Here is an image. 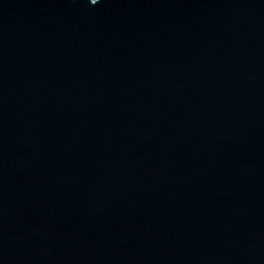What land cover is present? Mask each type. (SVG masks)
I'll list each match as a JSON object with an SVG mask.
<instances>
[{
  "label": "water",
  "instance_id": "obj_1",
  "mask_svg": "<svg viewBox=\"0 0 264 264\" xmlns=\"http://www.w3.org/2000/svg\"><path fill=\"white\" fill-rule=\"evenodd\" d=\"M0 264H264V0H0Z\"/></svg>",
  "mask_w": 264,
  "mask_h": 264
},
{
  "label": "clouds",
  "instance_id": "obj_2",
  "mask_svg": "<svg viewBox=\"0 0 264 264\" xmlns=\"http://www.w3.org/2000/svg\"><path fill=\"white\" fill-rule=\"evenodd\" d=\"M92 2H93V3H95V2H96V0H92Z\"/></svg>",
  "mask_w": 264,
  "mask_h": 264
}]
</instances>
